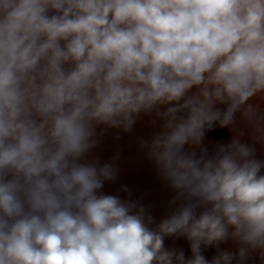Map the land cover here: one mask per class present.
I'll list each match as a JSON object with an SVG mask.
<instances>
[{"label": "clouds", "instance_id": "clouds-1", "mask_svg": "<svg viewBox=\"0 0 264 264\" xmlns=\"http://www.w3.org/2000/svg\"><path fill=\"white\" fill-rule=\"evenodd\" d=\"M0 264H264V0H0Z\"/></svg>", "mask_w": 264, "mask_h": 264}, {"label": "crops", "instance_id": "crops-1", "mask_svg": "<svg viewBox=\"0 0 264 264\" xmlns=\"http://www.w3.org/2000/svg\"><path fill=\"white\" fill-rule=\"evenodd\" d=\"M151 177L154 180L150 179ZM154 177L152 167H120L117 182L115 184L106 183L104 191L108 194H119L123 198L126 194L121 192L120 188L121 185H127L131 189L133 199L140 200L146 205H151L154 214L158 215L161 212L162 202L167 198L160 195V191L157 188L158 181ZM149 180H151V185L154 182L155 189L145 193V183H149Z\"/></svg>", "mask_w": 264, "mask_h": 264}, {"label": "rangeland", "instance_id": "rangeland-1", "mask_svg": "<svg viewBox=\"0 0 264 264\" xmlns=\"http://www.w3.org/2000/svg\"><path fill=\"white\" fill-rule=\"evenodd\" d=\"M149 131L150 129L148 128V122L145 118L141 119L137 123L134 129V133L132 135H122L121 140L116 142V144H113L111 134H109L108 138L105 141L106 149L102 153L104 159H109L112 155H114L118 146L121 154L120 167H151V165H149L146 161L142 160V158L138 154L137 148L134 146L135 137L140 135H146ZM227 139L228 138L225 137L222 138V140ZM257 147L259 148V146ZM150 179L154 180L152 177ZM157 186L158 190L160 191V195L168 199L172 193L162 188L159 182ZM152 189H155L154 182L151 185V180H149V183H145L144 192L148 193L149 190Z\"/></svg>", "mask_w": 264, "mask_h": 264}, {"label": "trees", "instance_id": "trees-1", "mask_svg": "<svg viewBox=\"0 0 264 264\" xmlns=\"http://www.w3.org/2000/svg\"><path fill=\"white\" fill-rule=\"evenodd\" d=\"M229 134L227 130H221L217 129L215 132L210 134V137L213 139H222V138H228Z\"/></svg>", "mask_w": 264, "mask_h": 264}]
</instances>
